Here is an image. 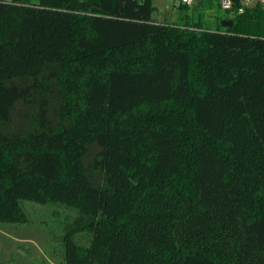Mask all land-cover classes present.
<instances>
[{"label": "trees", "instance_id": "trees-1", "mask_svg": "<svg viewBox=\"0 0 264 264\" xmlns=\"http://www.w3.org/2000/svg\"><path fill=\"white\" fill-rule=\"evenodd\" d=\"M231 1L0 0V224L73 209L63 264H264V10ZM45 73L55 129L43 98L3 131Z\"/></svg>", "mask_w": 264, "mask_h": 264}, {"label": "rangeland", "instance_id": "rangeland-1", "mask_svg": "<svg viewBox=\"0 0 264 264\" xmlns=\"http://www.w3.org/2000/svg\"><path fill=\"white\" fill-rule=\"evenodd\" d=\"M10 1V0H3ZM38 4L39 0H29ZM153 7L162 15L168 14L171 22H175L177 14V0H151ZM225 15V12H222ZM41 79V91L31 97V101L22 100L14 104L8 124L1 126L6 133L26 134L32 118L36 115L38 102L46 99L48 118L55 129L59 123L57 115L58 101L55 87L51 83L48 73ZM25 86L31 83L30 79L17 81ZM97 154L96 148L90 149V154L84 160L88 176L93 185H100L101 173L92 168V162ZM27 220L17 224H0V264H63L62 238L71 227L77 213L70 208L58 204L40 205L29 201H21ZM73 239L81 246L87 244L89 236L85 231L74 232Z\"/></svg>", "mask_w": 264, "mask_h": 264}, {"label": "built area", "instance_id": "built-area-1", "mask_svg": "<svg viewBox=\"0 0 264 264\" xmlns=\"http://www.w3.org/2000/svg\"><path fill=\"white\" fill-rule=\"evenodd\" d=\"M178 3L185 4L190 6L194 0H177ZM240 7L238 9V12L241 13L245 9L254 7V6H260L262 10H264V0H239ZM220 8L222 11H229L232 8V1L231 0H220Z\"/></svg>", "mask_w": 264, "mask_h": 264}, {"label": "water", "instance_id": "water-1", "mask_svg": "<svg viewBox=\"0 0 264 264\" xmlns=\"http://www.w3.org/2000/svg\"><path fill=\"white\" fill-rule=\"evenodd\" d=\"M220 24L222 27H230L232 25V21L230 19L222 20Z\"/></svg>", "mask_w": 264, "mask_h": 264}]
</instances>
